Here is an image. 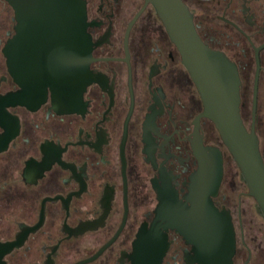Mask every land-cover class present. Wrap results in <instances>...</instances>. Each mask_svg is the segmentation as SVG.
<instances>
[{
	"label": "flooded vegetation",
	"instance_id": "obj_1",
	"mask_svg": "<svg viewBox=\"0 0 264 264\" xmlns=\"http://www.w3.org/2000/svg\"><path fill=\"white\" fill-rule=\"evenodd\" d=\"M188 1L200 39L236 67L239 115L264 161V0ZM84 2L92 80L82 106L64 112L48 87L44 94L14 80L4 49H13L17 22L0 0V243L20 241L4 264H133L136 233L154 219V186L184 200L196 169L190 140L201 102L153 8L146 5L128 28L143 0L133 9L131 0ZM147 12L162 39L145 31ZM205 120L198 130L210 144ZM221 187L213 202L231 216L233 264H259L264 221L263 230L253 224L254 213L242 206L246 192L231 207ZM165 233L158 264H197L181 235Z\"/></svg>",
	"mask_w": 264,
	"mask_h": 264
},
{
	"label": "water",
	"instance_id": "obj_2",
	"mask_svg": "<svg viewBox=\"0 0 264 264\" xmlns=\"http://www.w3.org/2000/svg\"><path fill=\"white\" fill-rule=\"evenodd\" d=\"M6 1L17 22L13 49H4L13 62L14 80L23 88L28 82L36 91L44 88V94L48 87L62 111L77 110L82 106V92L92 80L84 0ZM148 4L176 48L202 110L192 121L190 147L196 169L189 176L184 200H179L169 186H154V219L149 228L143 224L136 233L133 264L160 262L167 246V229H173L191 245L197 264H233L235 237L231 216L228 209L218 208L213 202L223 175V154L218 146L203 143L198 127L201 117L212 123L239 170L246 195L253 198L264 221V161L253 129L247 130L239 115L237 70L221 51L211 49L200 39L183 0H143L128 28ZM26 40L29 44L24 46ZM23 65H27V70L22 69ZM19 242L0 243V264H4L3 254Z\"/></svg>",
	"mask_w": 264,
	"mask_h": 264
},
{
	"label": "rangeland",
	"instance_id": "obj_3",
	"mask_svg": "<svg viewBox=\"0 0 264 264\" xmlns=\"http://www.w3.org/2000/svg\"><path fill=\"white\" fill-rule=\"evenodd\" d=\"M188 1V0H187ZM142 0H131V4H132V9L134 7L137 8V4H141ZM189 2V1H188ZM135 10V9H134ZM147 16V22H148V27L146 28V32L148 34H153L154 37L160 38L162 39L163 37V29L161 30V28L159 27V25L157 24V22H155L153 16H151L148 12L146 13ZM161 26V25H160ZM190 91L191 87H190ZM189 103H191V108H189V117L191 118L194 113H195V106L194 103L191 102L189 100ZM194 106V108H193ZM202 129H203V133H204V138L205 141L207 143L213 144L218 146L223 154V175H222V191L227 193L228 196V203L231 207L236 205V201H237V196L238 193L241 191L246 192V186L244 181L241 179L239 170L237 168V166L235 165L234 161L232 160L231 156L229 155V153L227 152V150L225 149V147L222 145V143L219 140V136L214 128V126L212 125V123L208 120H205L204 123L202 124ZM144 193L146 192L145 189H143ZM142 194L141 199V203L142 204H149L151 202V200H149L148 198L146 199L145 194ZM242 199V206L245 207V210L248 212L252 211L254 213V221L253 224L255 225L256 228H259L261 230H263L262 224L261 222L262 217L256 213V204L255 201L253 200L252 197L246 196V195H242L241 197ZM262 232V231H261ZM260 260V261H259ZM259 264L264 263V256H259Z\"/></svg>",
	"mask_w": 264,
	"mask_h": 264
},
{
	"label": "bare ground",
	"instance_id": "obj_4",
	"mask_svg": "<svg viewBox=\"0 0 264 264\" xmlns=\"http://www.w3.org/2000/svg\"><path fill=\"white\" fill-rule=\"evenodd\" d=\"M162 188L165 189V188H167V186L164 185V186H161L160 188H157V189H162ZM171 190H173V189H171Z\"/></svg>",
	"mask_w": 264,
	"mask_h": 264
},
{
	"label": "trees",
	"instance_id": "obj_5",
	"mask_svg": "<svg viewBox=\"0 0 264 264\" xmlns=\"http://www.w3.org/2000/svg\"><path fill=\"white\" fill-rule=\"evenodd\" d=\"M242 179V178H241ZM243 180V179H242ZM256 209L258 210V208L256 207ZM259 211V210H258Z\"/></svg>",
	"mask_w": 264,
	"mask_h": 264
}]
</instances>
